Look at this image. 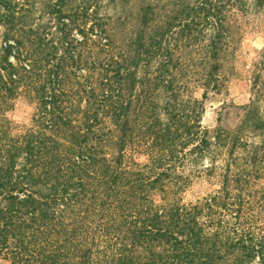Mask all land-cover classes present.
Instances as JSON below:
<instances>
[{"label":"trees","instance_id":"1","mask_svg":"<svg viewBox=\"0 0 264 264\" xmlns=\"http://www.w3.org/2000/svg\"><path fill=\"white\" fill-rule=\"evenodd\" d=\"M253 20L264 0H0V259L264 264V70L201 125Z\"/></svg>","mask_w":264,"mask_h":264},{"label":"rangeland","instance_id":"2","mask_svg":"<svg viewBox=\"0 0 264 264\" xmlns=\"http://www.w3.org/2000/svg\"><path fill=\"white\" fill-rule=\"evenodd\" d=\"M232 45L227 62L226 90L219 94L209 96L204 105L201 125L212 129L215 126L216 110L224 102L238 105L246 104L253 98L252 82L254 77L264 70V23L253 20ZM264 83V71L262 72ZM197 96L201 92H197ZM31 113V106L23 99L17 101L11 118L15 123L27 124ZM217 178H208L200 175L192 178L191 184L183 194L184 204H194L209 196L218 188ZM0 264H7L0 259Z\"/></svg>","mask_w":264,"mask_h":264}]
</instances>
